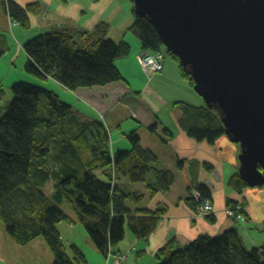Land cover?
Returning <instances> with one entry per match:
<instances>
[{
  "label": "trees",
  "instance_id": "trees-1",
  "mask_svg": "<svg viewBox=\"0 0 264 264\" xmlns=\"http://www.w3.org/2000/svg\"><path fill=\"white\" fill-rule=\"evenodd\" d=\"M4 2L10 18L27 27L26 12L31 6L19 9L10 0ZM132 14L134 21L127 33L138 39L141 53H161L164 59H173L193 88V80L177 58L165 51L154 28L136 16L133 9ZM108 30L109 25L100 22L91 31L52 30L25 43L23 49L29 58L25 72L35 84H13L11 100L0 118V223L20 247L42 238L52 252L51 264H74L56 229L57 223L73 224L74 220L57 204L65 203L71 209L106 259L116 257L110 248L124 239L126 230L135 238L146 240L167 211L166 207H157L132 214L126 202L138 204L144 196L126 193L117 186L120 178L144 183L152 197L168 192L173 185L174 174L153 167L156 156L141 149L136 133L127 137L130 150L112 154L110 138L102 124L81 122L58 95L38 84L52 79L67 90L76 91L120 82L115 62L129 55L130 46L107 39ZM194 109L186 126L189 136L208 144L225 136L214 110L206 106ZM228 187L241 192L247 184L235 174ZM197 189L209 198L205 186ZM234 203L228 201L227 206ZM187 204L193 210L197 207L192 199ZM72 248L75 260L84 261L82 253L75 246ZM261 250L264 247L246 250L232 229L216 238L199 236L180 248L170 241L155 257L156 264H264ZM123 257L121 264L125 263L126 256Z\"/></svg>",
  "mask_w": 264,
  "mask_h": 264
},
{
  "label": "crops",
  "instance_id": "crops-1",
  "mask_svg": "<svg viewBox=\"0 0 264 264\" xmlns=\"http://www.w3.org/2000/svg\"><path fill=\"white\" fill-rule=\"evenodd\" d=\"M4 1L0 0V89L3 92L0 105L10 102L11 96L6 89L10 92L13 84L20 81L35 84L25 72L29 58L23 47L28 41L52 30L91 31L100 22L107 23L109 30H115L119 42L127 43L131 38L126 35L134 17L132 7L125 4V0H10V4L19 9L31 6L26 12L27 27L10 18ZM128 43L129 55L115 62L120 82L69 91L52 79L43 84L38 81L39 86L56 95L59 91L69 94L68 105L81 122L102 124L109 135L112 154L130 150L127 137L134 132L139 137L141 149L149 150L156 156L153 167L174 174V182L168 192L152 197L144 183H129L126 178L117 180V186L126 193L135 192L144 196L138 204L126 202L132 214L136 210H154L157 207H166L167 211L148 239H137L126 230L117 251L114 252L111 247V252L115 256L125 255L124 264H156L157 251L170 241L180 248L199 236L216 238L225 231L236 230L237 221L227 213L228 201L240 203L244 208L246 221L239 222L243 234L251 241L256 237L249 230L261 236L264 232V186L255 189L246 187L241 192L228 187L229 180L238 174V145L231 143L226 136L219 137L212 144L189 136L186 126L194 108L203 109L204 102L184 80L173 59H164L162 73L146 74L136 60L142 52L140 43ZM4 59H7L8 67L2 64ZM15 67L21 70L19 78L11 76L10 71L17 70ZM48 85L52 87L47 88ZM200 186L209 190V198L200 194L197 189ZM194 190L211 203L212 213L209 216L203 215L201 204L192 198ZM189 199L197 205L195 210L187 204ZM68 216L74 220L68 225L74 226L77 222L75 215L69 211ZM58 232L62 240L66 231ZM238 236L241 241L242 236ZM5 241L9 240L5 238ZM33 243L40 245L45 256L51 252L49 248L47 252L45 241L43 244L35 239L28 245ZM72 244L82 252L80 247ZM110 262L113 264V257L109 258L108 264ZM0 264L8 263L0 256Z\"/></svg>",
  "mask_w": 264,
  "mask_h": 264
},
{
  "label": "water",
  "instance_id": "water-1",
  "mask_svg": "<svg viewBox=\"0 0 264 264\" xmlns=\"http://www.w3.org/2000/svg\"><path fill=\"white\" fill-rule=\"evenodd\" d=\"M238 145L237 173L264 186V0H130Z\"/></svg>",
  "mask_w": 264,
  "mask_h": 264
},
{
  "label": "rangeland",
  "instance_id": "rangeland-1",
  "mask_svg": "<svg viewBox=\"0 0 264 264\" xmlns=\"http://www.w3.org/2000/svg\"><path fill=\"white\" fill-rule=\"evenodd\" d=\"M127 2V3H126ZM121 4L124 5V2H122ZM125 4H129L132 7V4L130 2V0H125ZM113 27V26H112ZM116 29H118L117 27H114ZM119 35L116 34L115 30L112 28L110 30H108L107 39H112L114 40L116 44L119 43ZM128 37H131L127 40L128 42H136L139 45V41L138 39L132 35L131 33H127ZM121 41V40H120ZM129 44V43H128ZM131 45V44H129ZM168 57V56H167ZM2 64L5 67H8L7 64V59L2 60ZM17 70H11V76H15L18 77L19 74L21 73V70H19L18 67H15ZM24 76L25 73H23ZM21 77V76H20ZM19 78V77H18ZM17 78V79H18ZM12 81V79H11ZM52 85H48L47 88H51ZM6 92L11 96L10 92L6 89ZM58 95L60 97V99L62 100V102L65 103H69L70 100V95L67 93H61L60 91L58 92ZM201 100V98H200ZM2 102V101H0ZM7 106L6 102L1 103L0 105V118L1 116L4 114L5 112V107ZM123 127H125V124L123 125ZM144 185V184H143ZM57 206L62 210V211H66V214L68 215L69 211H71V209L65 204H57ZM235 222L236 223V230L238 232V234H240L242 236L241 241L244 244L245 249L249 250L252 248H263L264 247V232H262L261 236H258V234L256 235L255 232H253L252 230H249L250 233H252V236L255 235V239L250 240V237L243 234L244 230L242 229V224H240L238 220H236L235 218ZM71 225V224H70ZM63 226V227H62ZM253 227H251L252 229ZM56 229L60 230V231H66V236H64L62 238V241L64 243L65 249L67 254L69 255L68 257L73 261L74 264H108V260L106 259V257L102 256L94 247V245H91V241L89 240V238L86 235V231L84 226L79 223L76 222L74 226H69L68 224H66L65 222H60L56 224ZM64 229V230H63ZM252 231V232H251ZM2 232H4V234H2ZM255 233V234H254ZM5 238H7V240H9L8 242L5 241ZM37 242H42L43 244L44 241L42 238L36 239ZM75 243L77 245V247H80V250L82 251V255L84 256L85 260L81 261L78 257L77 260H75L76 255L73 251V244ZM47 245V244H46ZM44 245V246H46ZM119 243L115 246L112 247V250L114 252L117 251V247H118ZM47 252H49L48 247H45ZM262 251V258L264 259V250ZM0 256L1 259L7 261L8 264H51L53 261V255L52 252H49L46 254L45 256V252L43 250H41V247L38 243H33L31 245L28 246H23L20 247L18 246L8 235L7 233H5L4 231V227L2 226V224L0 223ZM111 264V262L109 263Z\"/></svg>",
  "mask_w": 264,
  "mask_h": 264
},
{
  "label": "built area",
  "instance_id": "built-area-1",
  "mask_svg": "<svg viewBox=\"0 0 264 264\" xmlns=\"http://www.w3.org/2000/svg\"><path fill=\"white\" fill-rule=\"evenodd\" d=\"M136 60L146 74L160 73L163 69L164 58L161 53L155 55L141 53L136 56ZM192 198L201 204V209L204 216H209L212 213L211 203L208 200L201 198V195L196 190L193 191ZM227 213L236 218V220L240 221V223H244L246 221L245 212L242 204L240 203H235L234 206L227 211ZM123 260V255H117L113 259V264H121Z\"/></svg>",
  "mask_w": 264,
  "mask_h": 264
},
{
  "label": "clouds",
  "instance_id": "clouds-1",
  "mask_svg": "<svg viewBox=\"0 0 264 264\" xmlns=\"http://www.w3.org/2000/svg\"><path fill=\"white\" fill-rule=\"evenodd\" d=\"M233 206H234V205H233ZM233 206H232V207H233ZM232 207H228V208H229V210H230Z\"/></svg>",
  "mask_w": 264,
  "mask_h": 264
}]
</instances>
